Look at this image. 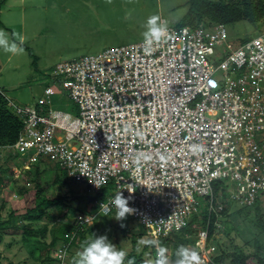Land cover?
Listing matches in <instances>:
<instances>
[{
  "label": "built area",
  "instance_id": "1",
  "mask_svg": "<svg viewBox=\"0 0 264 264\" xmlns=\"http://www.w3.org/2000/svg\"><path fill=\"white\" fill-rule=\"evenodd\" d=\"M167 28L151 54L142 40L59 63L53 75L77 112L55 109L52 87L33 105L9 101L24 122L9 148L65 168L95 194L111 190L95 215L78 216L80 226L111 213L122 192L156 250L199 212L196 193L218 214L224 200L252 206L264 191V32L235 46L224 23ZM207 235L196 242L202 264L214 250ZM68 247L55 252L61 262Z\"/></svg>",
  "mask_w": 264,
  "mask_h": 264
},
{
  "label": "rangeland",
  "instance_id": "2",
  "mask_svg": "<svg viewBox=\"0 0 264 264\" xmlns=\"http://www.w3.org/2000/svg\"><path fill=\"white\" fill-rule=\"evenodd\" d=\"M188 11L189 0H110V2L108 0H0V31L6 33L10 43L15 39L12 33H18L24 38L23 44L31 48L37 56V58L33 57L29 50L20 45L19 40H16V43L24 48L22 54L5 53L3 48H0V90L10 101L26 106L35 104L44 94V89L52 87L57 93L53 96L54 108L77 112V103L69 96L68 91L57 83V78L53 75L59 63L79 60L88 54L99 53L110 47L144 40L142 33L146 30V21L151 16H158V23H162V19H165L167 27L178 29L184 24ZM214 25L216 23L197 27L187 24L195 29H211ZM226 26L229 40L235 46L264 31L263 21L255 25L247 20H241L227 23ZM220 50L224 52L223 49L220 48ZM216 57L217 55L213 56L214 59ZM34 58L37 59L36 63ZM241 73L242 71H238L232 76L236 78ZM64 134V131L57 130V135L64 136ZM14 157V152L9 146L0 148V177L2 178L0 263L73 264L75 253L82 250L84 243L79 242L77 246H75L76 243L73 244L64 262L60 261V263L58 260H50L49 255L55 257V252L64 241H59L54 249H51L50 243L55 234H58L57 229L61 225L75 226L79 224L77 221L80 214L88 212L95 215L98 212L99 207L93 209L90 202L95 192L89 190L85 182L72 181L67 185L56 183L57 168L62 179L66 175L67 170L63 167H57L48 161ZM6 167L13 170L12 180L10 171L5 170ZM38 176L43 185L48 186L43 196L56 198L59 191H62L66 200L61 207L48 209L50 214L56 213V217L51 218L45 215L41 220L30 222L24 218V214L27 209L34 208L36 203L32 193L23 192L22 194L19 188L33 187L35 185L33 180ZM224 183L222 182L223 186H225ZM225 184L228 185V183ZM107 190L102 199L104 201L112 193L110 189ZM195 196L199 212L206 210L207 199L198 193ZM258 200L261 202V213L264 217V191L259 193ZM229 203L234 208L243 206L233 200ZM248 209L247 217L243 212L239 214L237 210H229L228 217L237 223L235 224L237 228L233 236L217 233L221 247L234 251L237 246H240L245 251L251 252L255 249L256 238L259 237L264 242V234L261 233V228L256 221L255 208ZM115 212V209L109 214L100 212L87 226L79 225V227L85 229V236L90 240L106 235L117 250H124L127 253L124 264H129L127 257L133 249L136 252L142 250L147 235L138 237V243L135 246L132 235L141 233L142 225L132 215L117 221L114 219ZM220 228L222 229L223 225H220ZM186 239H188L187 248L197 253L199 247L197 243L194 245L192 237L186 236ZM159 245L163 246L167 253L168 248L171 247L163 239L159 240ZM145 256L150 258L148 254ZM148 260L151 262L150 259ZM130 261L133 264L134 260Z\"/></svg>",
  "mask_w": 264,
  "mask_h": 264
},
{
  "label": "trees",
  "instance_id": "3",
  "mask_svg": "<svg viewBox=\"0 0 264 264\" xmlns=\"http://www.w3.org/2000/svg\"><path fill=\"white\" fill-rule=\"evenodd\" d=\"M241 20H247L255 25H259L261 21H263L264 23V0H189V11L182 26H187V24L193 27H197L199 25L204 26V24L208 26L215 23L227 24L238 22ZM23 46L27 50H29V53L33 57L37 58L31 48H29L25 44H23ZM36 58H34V63L37 62ZM9 101L10 100L7 98V96L0 90V148L13 146L18 140L20 132L22 131L24 126L22 118L15 112L13 106ZM11 150L14 152V158L20 157V153L15 148ZM36 168H38V166ZM5 170L10 171V178L12 180V177L14 175L13 170L8 167H6ZM55 173L57 175L55 182L60 185H67L68 183H72V181H74L68 176L67 172L64 179H62L59 175L60 173L58 168ZM7 181L9 182L10 180ZM33 181H35V185L33 187L22 186L19 188L22 194L32 193V197L34 198L36 203V206L34 208L26 210L24 218L31 222L34 220H41L45 215L51 218L56 217V213L50 214L48 212V209L50 207H61V205H63V202L66 200V196L62 194V191H59L56 198L43 196L47 191L48 186L43 185L39 176ZM1 182L2 178L0 177V184ZM218 184L219 183H217L216 185L217 193L219 191V188L222 187ZM102 199H104V192H97L95 196L91 198V207L93 209H97L99 206L98 203H95V201L99 202ZM258 199L252 206L244 205L239 208H234L232 207V205H230L229 202H227L223 210L219 211L218 214L214 211L210 212L208 208L202 212L196 213L193 217V220L180 232L173 233V236L171 237L169 235L165 238H162L163 240H165V243L168 246H171L168 248V253L166 252L167 254H169L170 260L173 263H175V261L177 260V256L175 253L179 246L183 245L187 247L188 239H186V236L189 238L192 237L195 245L196 241L199 238L200 230L207 229V247H209V250L210 247H214V250L212 249L211 251L210 261L204 264H226L228 261L229 263L227 264H264V242L261 241L259 237L254 240V251L247 252L240 246H237V249H235L234 251H229L226 248L221 247L222 245H220L218 241L219 235L217 234L221 233L224 235L233 236L234 230L236 231L237 228V225L235 224L237 223H234L233 219L231 217H228V215L230 214L229 210H237L236 212L239 214L243 212L247 217V215L249 214V207L255 208L256 221L261 228V233L264 234V217L261 213V202ZM10 214L12 215L13 211ZM231 222L235 226H233ZM79 225L80 224L78 223L75 224V226H72L71 224L61 225V227L57 229L58 234H55L50 243L51 249H54L59 241H64L63 244H69V251L75 243V246H77L79 242L85 243L86 241H90V239L85 236V229L80 228ZM220 225H223L222 229L220 228ZM142 227L143 230L141 231V233L137 234L138 236L132 235V241L134 242L135 246L138 243V237L147 235L146 228L143 225ZM26 232H28L27 229ZM146 238L147 240L143 245L142 250L140 252H136L134 251L135 249H133L127 257L129 261L134 260L133 264H155V261L157 259L155 239L149 238L147 236ZM148 241H153L155 243L150 244L147 243ZM50 252L52 253V250H50ZM145 254H148V257L150 258H147ZM197 254L199 253L197 252ZM49 257L50 260H58L60 263L61 259H56V257H53L51 254L49 255ZM148 259H150L151 262ZM8 264L14 263L9 262Z\"/></svg>",
  "mask_w": 264,
  "mask_h": 264
},
{
  "label": "clouds",
  "instance_id": "4",
  "mask_svg": "<svg viewBox=\"0 0 264 264\" xmlns=\"http://www.w3.org/2000/svg\"><path fill=\"white\" fill-rule=\"evenodd\" d=\"M108 2H110V0H108ZM158 21V16H151L146 21V30L142 33L146 54H151L154 51L153 45L162 41L168 34L166 23H158ZM12 36L15 39L10 43L6 33L0 31V48H3L5 53H11L13 55L22 54L24 48L19 46L16 40H19L20 45H23L24 38L16 32H13ZM192 150L194 152H201L204 151V148L202 146H194ZM140 155L145 159L149 158L143 153ZM161 159H163V157H161ZM96 186L100 187L98 184H96ZM130 198L131 197L126 198L123 193L120 192L110 201L111 205L116 210L115 220L122 221L127 218V215L135 212V209L129 206ZM227 202L229 201L224 200V206ZM100 208L107 211L106 206L103 204H101ZM147 243L151 244L155 242L148 241ZM165 252L166 249L163 246L157 247V259L155 264H169ZM175 254L177 256L175 264H202L199 255L194 250H189L183 245L178 247ZM126 255L127 253L124 250H117L114 245L109 242L106 235H101L94 240L86 241L82 245V250L77 251L73 257V264H124ZM171 263L173 262L171 261ZM129 264H132V262L129 261Z\"/></svg>",
  "mask_w": 264,
  "mask_h": 264
}]
</instances>
